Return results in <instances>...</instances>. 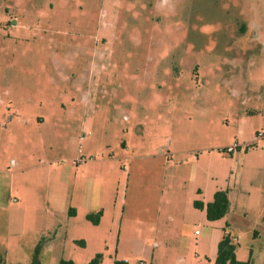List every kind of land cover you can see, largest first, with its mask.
<instances>
[{
	"label": "rangeland",
	"instance_id": "obj_1",
	"mask_svg": "<svg viewBox=\"0 0 264 264\" xmlns=\"http://www.w3.org/2000/svg\"><path fill=\"white\" fill-rule=\"evenodd\" d=\"M259 133L264 0H0L1 264H264Z\"/></svg>",
	"mask_w": 264,
	"mask_h": 264
},
{
	"label": "trees",
	"instance_id": "obj_2",
	"mask_svg": "<svg viewBox=\"0 0 264 264\" xmlns=\"http://www.w3.org/2000/svg\"><path fill=\"white\" fill-rule=\"evenodd\" d=\"M194 206L198 210H206L207 220L215 222L223 219L230 210V200L227 191H217L214 195L213 201L206 206L202 201H195ZM103 214L102 211L97 214L87 215V220L92 222L94 225H99ZM84 246V242H79ZM41 245H38L33 254V260L31 264H42L40 261ZM103 255L97 254L89 264H102ZM1 264V261H0ZM59 264H75L73 261H60ZM114 264H129L125 260L116 259ZM216 264H252L249 260L247 262H241L236 256V246L233 244L232 237L227 231H224L222 240L218 245Z\"/></svg>",
	"mask_w": 264,
	"mask_h": 264
},
{
	"label": "built area",
	"instance_id": "obj_3",
	"mask_svg": "<svg viewBox=\"0 0 264 264\" xmlns=\"http://www.w3.org/2000/svg\"><path fill=\"white\" fill-rule=\"evenodd\" d=\"M88 134H90V132H88ZM257 136H258V138H261V139L264 140V133H259ZM85 137H86V134L82 136L81 140H83ZM238 149H239V146L238 145H235V146L231 147L227 151L230 152V153H233L235 150H238ZM234 240H237V239L234 238Z\"/></svg>",
	"mask_w": 264,
	"mask_h": 264
},
{
	"label": "crops",
	"instance_id": "obj_4",
	"mask_svg": "<svg viewBox=\"0 0 264 264\" xmlns=\"http://www.w3.org/2000/svg\"><path fill=\"white\" fill-rule=\"evenodd\" d=\"M199 192V195L201 194V196H202V194H203V196H204V201H203V203H204V205L206 206L207 204H209L210 202H208L207 200H206V198H205V191H202V190H199L198 191ZM216 192L214 191L213 192V195L215 194ZM229 197V196H228ZM214 198V197H213ZM230 200V199H229ZM200 201V200H199ZM116 259H118V258H115V260ZM114 260V261H115ZM120 260H125V261H127L129 264H131L130 263V260H129V258H124V259H120ZM114 264V263H113Z\"/></svg>",
	"mask_w": 264,
	"mask_h": 264
}]
</instances>
